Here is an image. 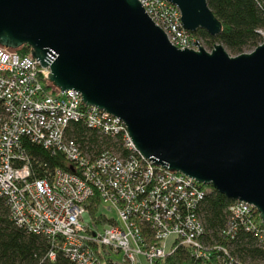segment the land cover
<instances>
[{
	"label": "water",
	"instance_id": "95a60500",
	"mask_svg": "<svg viewBox=\"0 0 264 264\" xmlns=\"http://www.w3.org/2000/svg\"><path fill=\"white\" fill-rule=\"evenodd\" d=\"M217 36L208 0H168ZM179 48L140 0H0V45L30 48L63 91L120 118L142 157L253 205L264 223V41ZM33 58V59H34Z\"/></svg>",
	"mask_w": 264,
	"mask_h": 264
},
{
	"label": "built area",
	"instance_id": "2783aa9c",
	"mask_svg": "<svg viewBox=\"0 0 264 264\" xmlns=\"http://www.w3.org/2000/svg\"><path fill=\"white\" fill-rule=\"evenodd\" d=\"M140 2L174 45L198 49L177 5L168 0ZM259 32L263 42L264 30ZM33 58L31 52L22 55L0 45V196L6 198L18 224L49 238L76 264H137L142 256L156 264L180 244L198 257L215 256L217 264H241L228 258L225 246H207L202 240L205 228L196 208L205 196L204 184L142 157L125 123L85 104L78 91L57 88L50 92L49 69ZM79 120L104 135H121L132 153H85L66 135L70 122ZM28 141L63 154L72 170L55 167L45 177L35 178L33 159L25 146ZM96 195L98 212L107 205L117 211L118 218L109 217L113 221L107 223L97 222L94 216L86 218L88 201ZM229 208L226 233L233 235L242 224L264 247L258 210L239 200ZM170 237L171 248L166 245ZM115 254L123 258L115 259ZM50 257L55 259L56 251Z\"/></svg>",
	"mask_w": 264,
	"mask_h": 264
},
{
	"label": "trees",
	"instance_id": "16d2710c",
	"mask_svg": "<svg viewBox=\"0 0 264 264\" xmlns=\"http://www.w3.org/2000/svg\"><path fill=\"white\" fill-rule=\"evenodd\" d=\"M214 15L222 22V32L210 35L204 29L192 32L193 36L205 43L210 49L215 43H222L234 54L251 51L262 42L259 30H264V0H208ZM22 54H30L28 46L17 49ZM50 92L57 87L47 82ZM66 135L75 139L85 153L97 156L102 151L112 150L124 156L132 153L124 143L122 136L110 137L89 127L84 121H72ZM33 159L35 178H43L47 170L61 167L72 170L71 162L61 153L46 149L41 145L25 143ZM205 196L197 205V214L201 218L205 233L202 237L207 246L222 245L229 252L228 258L241 264L264 263V247L252 230L238 224L233 235L226 233L230 221V205L233 200L219 193L211 185H203ZM100 199L98 195L88 201L90 213L97 222L107 223L113 220L98 213ZM260 216L257 215V221ZM264 227V224L261 223ZM56 251V258L50 257ZM0 264H76L61 252L53 241L42 234H37L21 226L12 217L10 206L4 196H0ZM156 264H216L215 256L204 259L192 253V249L180 244L178 248Z\"/></svg>",
	"mask_w": 264,
	"mask_h": 264
},
{
	"label": "rangeland",
	"instance_id": "374dc122",
	"mask_svg": "<svg viewBox=\"0 0 264 264\" xmlns=\"http://www.w3.org/2000/svg\"><path fill=\"white\" fill-rule=\"evenodd\" d=\"M198 40V39H197ZM199 41V40H198ZM200 45L203 46L204 48H206V50L211 51L212 49H210L209 47H207V45H205V43L199 41ZM249 52V51H246ZM230 53V52H229ZM231 55L234 56V54L230 53ZM99 214H106L108 217H115L118 218V214L117 211H115L114 209H109L107 205H102L99 209ZM259 214V212H258ZM93 215L90 213V210L88 211V214H86V218H90ZM171 243H172V237H170L167 242L166 245L168 247L171 248ZM132 246H135L134 243H132ZM115 259H122L123 258V254H115L114 255ZM140 260H138L137 264H149V262L147 261V259L145 257H139ZM217 264V263H216Z\"/></svg>",
	"mask_w": 264,
	"mask_h": 264
}]
</instances>
